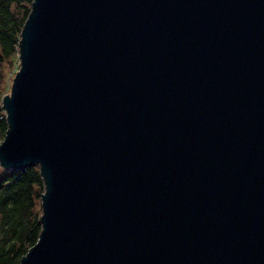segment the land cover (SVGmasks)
<instances>
[{
    "label": "water",
    "instance_id": "obj_1",
    "mask_svg": "<svg viewBox=\"0 0 264 264\" xmlns=\"http://www.w3.org/2000/svg\"><path fill=\"white\" fill-rule=\"evenodd\" d=\"M17 56L20 264H264V0H33Z\"/></svg>",
    "mask_w": 264,
    "mask_h": 264
},
{
    "label": "trees",
    "instance_id": "obj_2",
    "mask_svg": "<svg viewBox=\"0 0 264 264\" xmlns=\"http://www.w3.org/2000/svg\"><path fill=\"white\" fill-rule=\"evenodd\" d=\"M32 1L0 0V142L8 129L1 108L7 93V85L4 89L3 85L8 77L7 69L15 63L20 33ZM44 190L38 167L31 166L24 171L0 167V264H20L38 241Z\"/></svg>",
    "mask_w": 264,
    "mask_h": 264
},
{
    "label": "rangeland",
    "instance_id": "obj_3",
    "mask_svg": "<svg viewBox=\"0 0 264 264\" xmlns=\"http://www.w3.org/2000/svg\"><path fill=\"white\" fill-rule=\"evenodd\" d=\"M18 63H19V59H18V56H16L15 57V63L13 65V67L11 69L10 68L7 69L8 70V77L5 80V83L3 85V89H4V86L7 85V90H6L7 93H10V91H11L12 81H13V78H14V76L16 74V71L18 70L17 67H19V64ZM14 68H15V70H14ZM3 115L5 116V113L4 112H3ZM41 208H42V206H41ZM41 213H42V211H41Z\"/></svg>",
    "mask_w": 264,
    "mask_h": 264
}]
</instances>
